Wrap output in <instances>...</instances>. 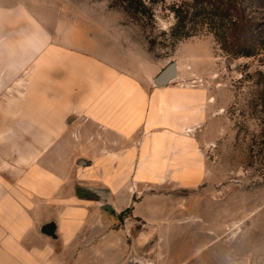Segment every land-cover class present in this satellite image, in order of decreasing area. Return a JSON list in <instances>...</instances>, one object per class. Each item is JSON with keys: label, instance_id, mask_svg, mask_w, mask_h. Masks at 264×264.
Returning <instances> with one entry per match:
<instances>
[{"label": "crops", "instance_id": "0c3cea01", "mask_svg": "<svg viewBox=\"0 0 264 264\" xmlns=\"http://www.w3.org/2000/svg\"><path fill=\"white\" fill-rule=\"evenodd\" d=\"M37 52L19 56L36 64L19 113L10 108L14 121L0 106V264L116 259L119 216L141 218L140 192L192 189L209 177L197 140L209 94L156 88L154 78L69 50L49 53L57 77L43 91Z\"/></svg>", "mask_w": 264, "mask_h": 264}, {"label": "rangeland", "instance_id": "374dc122", "mask_svg": "<svg viewBox=\"0 0 264 264\" xmlns=\"http://www.w3.org/2000/svg\"><path fill=\"white\" fill-rule=\"evenodd\" d=\"M180 1L146 0L155 23L144 25L110 0H0V106H7V123L14 121L11 107L19 113L36 64L35 55L27 62L19 56L36 50L45 58L43 91H53L57 77L49 53L69 50L107 59L135 78H155L177 62L175 85L206 91L212 102L197 136L209 177L192 189L140 192L148 197L141 218L129 210L118 220L124 238L118 257L92 264L132 257L145 264H264V53L227 56L199 25L170 47L163 33L175 24L171 7ZM257 16L264 22V13Z\"/></svg>", "mask_w": 264, "mask_h": 264}, {"label": "trees", "instance_id": "16d2710c", "mask_svg": "<svg viewBox=\"0 0 264 264\" xmlns=\"http://www.w3.org/2000/svg\"><path fill=\"white\" fill-rule=\"evenodd\" d=\"M111 8L122 11L144 25L155 23V14L146 0H110ZM175 24L163 33L174 47L179 41L197 33L196 25L206 27L221 51L233 58H253L264 53V22L257 14L264 13V0H181L171 7ZM193 25V27L191 25ZM156 41H151V48ZM124 211L119 220H124Z\"/></svg>", "mask_w": 264, "mask_h": 264}, {"label": "water", "instance_id": "95a60500", "mask_svg": "<svg viewBox=\"0 0 264 264\" xmlns=\"http://www.w3.org/2000/svg\"><path fill=\"white\" fill-rule=\"evenodd\" d=\"M179 78V65L177 62H173L168 65L163 71H161L153 80V86L156 88H163L174 83ZM81 165V163L77 162ZM109 210V209H108ZM110 211V210H109ZM55 228L47 227L45 233L47 235H54ZM121 264H144L141 259L132 257Z\"/></svg>", "mask_w": 264, "mask_h": 264}, {"label": "bare ground", "instance_id": "6f19581e", "mask_svg": "<svg viewBox=\"0 0 264 264\" xmlns=\"http://www.w3.org/2000/svg\"><path fill=\"white\" fill-rule=\"evenodd\" d=\"M145 264V263H144Z\"/></svg>", "mask_w": 264, "mask_h": 264}]
</instances>
